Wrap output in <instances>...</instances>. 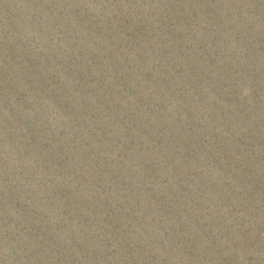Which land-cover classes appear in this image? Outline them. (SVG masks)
I'll return each mask as SVG.
<instances>
[{
	"label": "water",
	"instance_id": "water-1",
	"mask_svg": "<svg viewBox=\"0 0 264 264\" xmlns=\"http://www.w3.org/2000/svg\"><path fill=\"white\" fill-rule=\"evenodd\" d=\"M0 264H264V0H0Z\"/></svg>",
	"mask_w": 264,
	"mask_h": 264
}]
</instances>
